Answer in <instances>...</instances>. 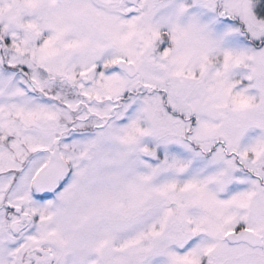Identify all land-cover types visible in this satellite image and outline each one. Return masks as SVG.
Here are the masks:
<instances>
[{
    "label": "snow or ice",
    "instance_id": "obj_1",
    "mask_svg": "<svg viewBox=\"0 0 264 264\" xmlns=\"http://www.w3.org/2000/svg\"><path fill=\"white\" fill-rule=\"evenodd\" d=\"M0 264H264V0H0Z\"/></svg>",
    "mask_w": 264,
    "mask_h": 264
}]
</instances>
